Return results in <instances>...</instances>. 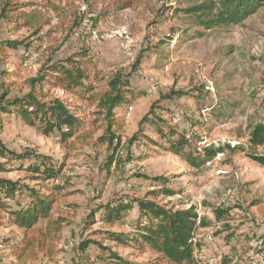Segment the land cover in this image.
Returning <instances> with one entry per match:
<instances>
[{"label":"rangeland","instance_id":"1","mask_svg":"<svg viewBox=\"0 0 264 264\" xmlns=\"http://www.w3.org/2000/svg\"><path fill=\"white\" fill-rule=\"evenodd\" d=\"M27 1L50 23L35 35L0 22V40L30 44L26 51L0 56V68L10 74L0 77V95L9 91L0 97V178L35 185L32 173L19 168L18 155L62 163V189L52 216L62 217L64 226L50 254L41 252L26 264H107L98 258L108 250L140 264H172L130 239L137 233L131 224L135 204L122 222L109 225L98 214L91 224L85 222L93 209L124 197L178 210L193 206L198 219L209 221L194 236L195 264H219L224 255L228 264H264V169L250 157L254 150L248 149L246 129L251 115L264 123V6L238 24L204 30L179 10L182 0ZM125 1L130 6L119 8ZM197 29L203 36L195 37ZM85 52L100 71L93 82L96 96L108 89L115 71L130 73V96L109 119L79 96L47 90L70 110L82 109L75 115L83 117L84 127L62 145L58 137L26 124L17 110L3 109L11 96L30 90V80L47 64ZM178 134L188 140L183 153H203L207 146L221 151L192 166L166 149L167 140ZM110 135L115 143L119 138L115 152L105 140ZM109 155L114 156L111 165ZM164 189L174 194H151ZM107 231L130 238L118 243L107 239ZM20 239V229L0 219V264H21L11 256ZM84 241L90 243L85 250L80 248Z\"/></svg>","mask_w":264,"mask_h":264},{"label":"trees","instance_id":"2","mask_svg":"<svg viewBox=\"0 0 264 264\" xmlns=\"http://www.w3.org/2000/svg\"><path fill=\"white\" fill-rule=\"evenodd\" d=\"M182 2L184 6L179 10L192 20L196 28L204 30L238 24L251 16L259 7L264 6V0H182ZM33 6L34 2L27 0H0V22L12 23L15 28L31 29L33 34L37 35L44 25L50 23V19ZM128 6L130 1H125L119 8ZM48 7L57 9L51 2ZM108 13L109 11L106 15ZM195 32V37H201L204 34L201 29ZM186 34L184 32V35ZM169 40L170 38L165 43ZM19 48L26 51L30 48V44H26L23 40H0V56H6L7 51H16ZM20 58L24 60L23 55ZM92 64L87 52L82 53L78 58L68 57L65 62L47 64L44 72L38 73L30 80V90L23 95L11 96L3 109L9 112L13 109L17 110L26 124L35 127L44 135L58 137L59 143L65 145L85 125L83 117L75 115V112L82 109L70 110L62 99L49 96L47 90L59 88L79 96L82 100L95 104L98 110L104 112L106 119L113 115L115 109L127 102L130 96L127 89L130 85V73H124L121 70L115 71L107 79L108 89L96 96L93 82L100 71ZM6 75L10 74L6 69L0 68V77ZM7 95L9 91L6 89L0 97L4 98ZM111 120L113 123L117 122L113 117ZM146 124L152 126L154 122L147 120ZM168 129L173 133L170 127ZM246 129L248 149L254 150L250 153V157L264 169V123L255 120L251 115ZM114 139V135L105 138L115 152L119 138L116 137V143ZM167 143L166 149L169 152L182 155L185 161L195 167L209 162L221 151L220 148L207 146L203 149V153L192 151L183 153L188 140L182 134H178L173 140H167ZM2 146L0 142V155L4 154L1 150ZM258 147L262 148L259 152L255 151ZM17 158L21 160L19 168H25L32 173L29 178L35 185L0 178V219H5L20 229L21 239L11 250V256L19 263L26 264L30 260L37 259L41 252L50 254L64 226L62 217L52 216L57 194L62 189L58 182L62 163L53 162L43 155L32 157L18 155ZM113 160L114 156L109 155L107 165H111ZM151 194L171 196L174 193L164 189ZM134 204L137 207V214L131 224L137 233L130 238L125 233L107 231L105 233L107 239L127 244L130 238L137 245L149 247L172 264L196 263L193 255L196 247L195 233L199 228L207 227L210 223L204 218L198 219L193 206L178 210L166 208L148 199L124 197L108 202L98 210L93 209L86 216L85 222L87 224L94 222L96 214L101 221L109 225L122 222L126 212L130 211ZM100 209L102 211L97 213ZM220 216L221 212H218L217 217L220 218ZM41 219L45 220L44 225L39 224ZM89 244V241H84L80 248L85 250ZM98 260L105 261L107 264H140L111 250H108L107 255L99 256ZM228 263L229 258L224 255L219 264Z\"/></svg>","mask_w":264,"mask_h":264}]
</instances>
